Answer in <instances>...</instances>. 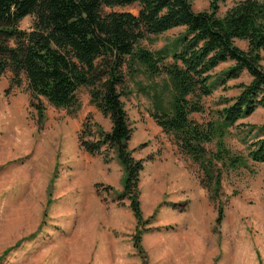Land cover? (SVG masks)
<instances>
[{
    "label": "rangeland",
    "instance_id": "obj_1",
    "mask_svg": "<svg viewBox=\"0 0 264 264\" xmlns=\"http://www.w3.org/2000/svg\"><path fill=\"white\" fill-rule=\"evenodd\" d=\"M212 1L192 0V9L210 10ZM239 1H220L218 15ZM138 10L132 5L108 11L136 15ZM32 26V17L18 25L26 31ZM183 32L175 28L142 45L155 51ZM236 45L247 48L244 41ZM231 65L220 64L211 80L221 79ZM11 79L9 72L0 76V264H264V164L248 160L245 167L223 169L222 197L211 202L198 166L151 118V82L139 76L122 97L132 131L127 145L144 165L138 183L143 225L138 226L130 201L119 199L124 172L115 153L103 148L89 155L79 147L87 117L110 129L109 119L90 104L88 88L78 90L77 109H55L43 98L31 99L25 80L17 87ZM249 82L243 72L223 86L215 83L202 101L204 112L192 118L214 119L239 93L238 85ZM38 104L44 107L41 120ZM263 124L264 108H258L229 129L226 147L245 157L243 140L253 141L256 131L248 132L250 126ZM221 204L224 216L218 222Z\"/></svg>",
    "mask_w": 264,
    "mask_h": 264
},
{
    "label": "trees",
    "instance_id": "obj_2",
    "mask_svg": "<svg viewBox=\"0 0 264 264\" xmlns=\"http://www.w3.org/2000/svg\"><path fill=\"white\" fill-rule=\"evenodd\" d=\"M220 1L194 12L192 0H0V76L9 72L17 87L25 80L31 99L43 98L55 109H77L78 90L88 88L90 104L109 119L110 129L87 117L79 147L89 155L103 148L115 153L124 172L119 199L130 201L138 226L143 225L138 183L144 165L127 145L132 131L122 97L129 93L128 82L139 76L151 82V118L198 166L211 202L222 197L223 169L245 167L248 160L264 164V124L250 126L248 132L256 131L253 141L243 140L245 157L224 141L236 123L264 108V1L242 0L219 16ZM132 5L139 7L136 15L108 11ZM26 17L33 18L29 31L18 27ZM175 28L184 32L172 43L155 51L142 45ZM236 41L246 42L247 48ZM226 62L232 65L212 81L213 70ZM243 72L250 82L238 85L239 93L225 101L214 119L199 123L192 118L204 112L202 101L214 92L215 83L223 86ZM157 78L161 83L154 82ZM36 109L41 120L44 107ZM223 211L221 204L218 222Z\"/></svg>",
    "mask_w": 264,
    "mask_h": 264
}]
</instances>
